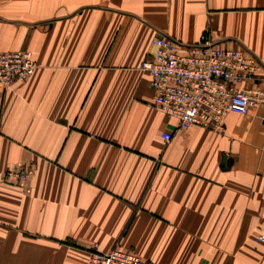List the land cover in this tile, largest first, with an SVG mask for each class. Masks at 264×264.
I'll use <instances>...</instances> for the list:
<instances>
[{"label": "crops", "instance_id": "crops-1", "mask_svg": "<svg viewBox=\"0 0 264 264\" xmlns=\"http://www.w3.org/2000/svg\"><path fill=\"white\" fill-rule=\"evenodd\" d=\"M157 32L264 64V0H0V52L37 65L0 87V264H86L94 246L264 264V110L177 128L139 69ZM14 168L31 176L3 180Z\"/></svg>", "mask_w": 264, "mask_h": 264}, {"label": "built area", "instance_id": "built-area-1", "mask_svg": "<svg viewBox=\"0 0 264 264\" xmlns=\"http://www.w3.org/2000/svg\"><path fill=\"white\" fill-rule=\"evenodd\" d=\"M152 44L153 56L139 69L150 75L155 107L175 119L180 130L197 126L223 133L228 113L264 110V89L237 87L264 75V64L254 54L224 48L206 33L198 42L185 44L157 32ZM36 67L30 51L0 52V87L26 81ZM162 138L168 143L172 134L165 132ZM30 176L31 170L14 168L2 179L25 182ZM258 240L264 241V236ZM93 249L86 264H146L138 255L119 248L109 252H101L96 246Z\"/></svg>", "mask_w": 264, "mask_h": 264}]
</instances>
